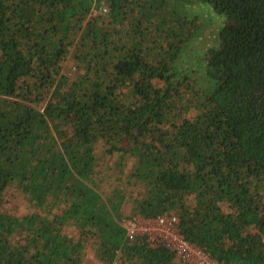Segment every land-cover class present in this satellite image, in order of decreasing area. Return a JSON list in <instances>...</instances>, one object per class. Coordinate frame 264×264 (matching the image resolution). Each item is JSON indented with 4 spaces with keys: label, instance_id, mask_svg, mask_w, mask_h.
Masks as SVG:
<instances>
[{
    "label": "trees",
    "instance_id": "obj_1",
    "mask_svg": "<svg viewBox=\"0 0 264 264\" xmlns=\"http://www.w3.org/2000/svg\"><path fill=\"white\" fill-rule=\"evenodd\" d=\"M138 214L264 264V0H0V264H189Z\"/></svg>",
    "mask_w": 264,
    "mask_h": 264
},
{
    "label": "built area",
    "instance_id": "obj_2",
    "mask_svg": "<svg viewBox=\"0 0 264 264\" xmlns=\"http://www.w3.org/2000/svg\"><path fill=\"white\" fill-rule=\"evenodd\" d=\"M178 224L179 218L174 215H160L155 218L137 216L123 220V228L128 238L145 237L151 247L174 251L189 264H217L201 248L184 239Z\"/></svg>",
    "mask_w": 264,
    "mask_h": 264
},
{
    "label": "rangeland",
    "instance_id": "obj_3",
    "mask_svg": "<svg viewBox=\"0 0 264 264\" xmlns=\"http://www.w3.org/2000/svg\"><path fill=\"white\" fill-rule=\"evenodd\" d=\"M205 6L201 7L197 10V23L199 26L198 35L196 38L189 44L187 50L185 51V55L187 59L194 61L196 59V55H200L201 53L208 50L213 44L215 39H217L216 35V25L218 22V18L215 14L205 10ZM6 208L12 212H16L18 215H24L32 208L27 203L24 196L15 190H10L7 194V202ZM168 215V214H163ZM137 216L147 217L141 214H138L134 217H127L123 220L133 219ZM160 216V215H159ZM156 217V216H155ZM155 217H148V218H155ZM93 264V263H92Z\"/></svg>",
    "mask_w": 264,
    "mask_h": 264
}]
</instances>
